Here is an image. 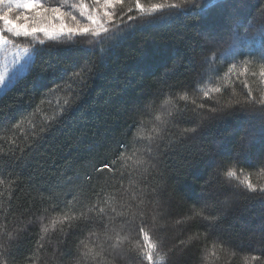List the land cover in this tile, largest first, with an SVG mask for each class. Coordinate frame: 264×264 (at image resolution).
Segmentation results:
<instances>
[{
    "label": "trees",
    "instance_id": "16d2710c",
    "mask_svg": "<svg viewBox=\"0 0 264 264\" xmlns=\"http://www.w3.org/2000/svg\"><path fill=\"white\" fill-rule=\"evenodd\" d=\"M89 1L83 0L84 3ZM149 2L159 0H142L145 4ZM172 2L178 3L179 0ZM220 2L221 0H201L209 13L214 12ZM250 2L257 6L260 4V0ZM179 11L182 10L165 9L156 13L152 26L146 30L125 32V38L118 44L94 46L84 40L74 52H65L55 46L48 47L51 43L48 41L45 45H40L29 38L11 39L18 46L30 50L33 60L25 73L0 96V232L3 231L2 225L7 224L10 228L9 221L14 223L15 220L22 219L21 212L29 209L37 212L43 223L37 230L38 234L32 233L28 243L22 247L26 255L33 257L32 264H53V261L47 259L51 252H42L37 247L41 241H47L53 235L64 236L61 243H68L80 250L81 254L84 250L89 251L90 258L84 264H134L113 251L112 247L123 248L128 245L129 240L131 247H138L142 237L139 240L132 239L127 232L119 229L107 232L95 225L91 232L84 230L79 237L72 236L71 233L80 231L86 218L101 215L100 209H103L106 219L113 220H119L120 213L135 212L136 205L140 203L138 193L141 190L148 191L150 186L166 188L175 199V209L181 214L177 219L184 220L185 227L191 229L184 237L185 240L203 232L193 219V213L188 212L189 206L194 211L199 209L182 199L177 191L179 189L183 192L187 187L188 199L195 200L199 187L196 181L206 178V171H193V163L201 159V149L196 143L183 146L181 155L167 158V173L163 169L155 172L151 168L140 167L137 158L146 159L140 155L144 144L149 142V137L161 133L164 128L168 130V143H176L180 138L178 134L195 127L191 122L176 125L172 118L178 113L198 107L200 103L207 102L209 97H219L222 102L231 101L233 96L242 99L246 85L254 90L264 88V76L259 74L260 67L255 61L254 66L245 72V65L232 60V54L224 52L223 58L209 53L203 83L196 85L197 92L177 90L174 95L169 93L158 100L153 98L150 94L156 87L165 85L159 84L156 76L144 77L136 73L143 61L142 49L167 48L173 52L176 69L168 81L176 85L177 89L191 83L193 74L197 71L191 49L195 47L197 56L207 51L200 47L204 44V39L191 26L190 17L178 14ZM258 11V7L251 8L249 18ZM105 39L111 40L114 36L110 34ZM37 50L40 55H37ZM262 50L264 41L259 37L246 41L243 48L236 49L257 54ZM186 52L188 54L184 58ZM81 57L97 65L96 75L89 82L90 87L85 89L84 95L60 121L53 124L46 138L37 143L35 132L45 127L46 122L54 115L59 116L58 105L63 106L64 101L69 98L65 92L49 93L48 100L35 108L40 100L37 79L42 78L47 83L49 78H54L55 72L62 67H71ZM238 59L242 61L248 57ZM232 63H236L235 68ZM49 64L54 65V69H49ZM253 72L256 73L254 77ZM141 85L143 92L137 93L136 89ZM216 88L220 89L219 93L213 91ZM229 90L231 95L228 94ZM137 94L148 96L142 103L148 108L149 114L140 116L133 127L129 111L131 105L127 101ZM209 106L205 103V107ZM33 109L34 114L27 120L17 119ZM15 122L20 123L19 129L14 127ZM129 132L131 135H128ZM215 135V128L206 133L203 148L205 153L209 151V141ZM113 138L124 141L126 147L121 152L124 159L117 158L114 171L106 172L104 179L97 181L93 178L85 183V173L97 162L96 157L108 153L109 149L113 152L117 149V145L112 143ZM165 150L168 148L165 147ZM215 159L213 156H205L199 161L200 167L210 168ZM162 176L165 178L161 179ZM173 176L177 178L173 179ZM141 180H147L148 183H141ZM252 180L254 183L264 182V176L253 173ZM243 207L242 200L241 208ZM258 215V207L255 210L248 209L250 221L258 219ZM45 216L47 219H44ZM183 235L184 230L176 226L174 239ZM175 242L180 243L178 239ZM52 243L57 242L53 240ZM109 243L112 247H108ZM81 245L85 247L81 248ZM45 248L47 249V244ZM199 249V253H196L197 264L199 261L203 264H257L251 257L260 255L259 252L250 251L233 254L232 250L219 245L213 246L211 242L206 246L199 245ZM144 250H140L141 255ZM54 264L60 262L55 260ZM143 264H164V256L159 250H154L153 261L145 258Z\"/></svg>",
    "mask_w": 264,
    "mask_h": 264
},
{
    "label": "snow or ice",
    "instance_id": "6c2138e0",
    "mask_svg": "<svg viewBox=\"0 0 264 264\" xmlns=\"http://www.w3.org/2000/svg\"><path fill=\"white\" fill-rule=\"evenodd\" d=\"M68 3L69 0H63L62 4L53 6L43 0H0V43H15L14 40H9L8 34H11L13 37H31L40 45H45L48 41L51 42L48 47L55 46L65 52L79 49L84 40L94 46L106 43L115 45L125 38V32L146 30L152 26L156 13L165 9H177L182 10L178 14L190 17L191 26L197 29L198 35L204 39V44L200 47L207 51L197 56L195 47L191 49L197 71L193 74L191 83L177 89L176 85L168 81L176 69L173 52L167 48L142 49L143 61L136 73L144 77L156 76L159 84L165 85L156 87L150 94L153 98L158 100L169 93L174 95L177 90L197 92L196 85L203 83L204 67L209 63V53L217 57H223L224 52L232 54V60L245 65V72L254 66L255 61L260 67L259 74L264 76V50L259 54L236 51L243 48L248 40L259 37L264 41V0H260L259 6L253 5L250 0H221L212 13L205 10L206 6L201 0H179L178 3L159 0L147 4L142 3V0H91V6L79 0L70 7L76 9L83 20L78 19L72 11L64 10L63 5ZM254 7H258L259 11L249 18V10ZM14 12L17 14L13 15ZM69 19L71 23H66ZM29 21L32 22L31 26ZM110 34L114 39L106 40L105 37ZM187 54L188 52L184 58ZM37 55H40L39 50ZM245 56L248 59H238ZM232 67L235 68L236 63H232ZM48 68L54 69V65L49 64ZM96 72L97 65L81 57L75 60L71 67H62L55 72L54 78H49L47 83L42 78L37 79L36 87L40 100L35 104V108H39L48 100L49 93L65 92L69 95L63 106L58 105L59 116L54 115L38 132L34 129L37 143L46 138L53 124L59 122L84 95ZM255 75L253 72L252 76ZM6 76L7 72L0 74V88L7 87ZM213 91L219 93L220 89ZM136 92L142 93L143 86L137 88ZM228 94L231 95L230 90ZM146 99L147 95L139 94L128 98L133 127L140 116L149 114L148 108L142 103ZM205 103L210 106L205 107ZM205 103L194 106L192 110L180 112L172 118L176 125L190 122L195 125L190 130L185 129L182 134H178L180 138L176 143H168V130L164 128L161 133L149 137V142L144 144L140 155L146 159L137 158L140 167H148L155 172L163 169L167 173V158L181 155L183 146L196 143L201 149V159L193 163V171H206V178L196 181L199 187L195 200L188 199L187 187L183 192L179 189L177 191L182 199L199 209L194 211L189 206L188 212L193 213V219L203 229L202 233L185 240L184 237L191 229L185 227L184 220L177 219L181 214L175 209V199L166 188L150 186L148 191L141 190L138 193L137 199L140 203L136 205L135 212L120 213V219L113 220L106 219V214L100 209L101 215L86 218L80 231H74L71 235L79 237L84 230L91 232L95 225L107 232H115L116 229L127 232L132 239L139 240L142 237L138 247H131V240L123 248L112 247L111 243L108 245L134 264H143L145 258L153 261L154 250L163 254L164 264H197L196 253L200 251L199 245L206 246L209 242L213 246L219 245L232 250L233 254L245 251L259 252V256L251 258L257 264H264V182L254 183L252 180L253 173L264 176V88L254 90L246 85L242 99L233 96L231 101L222 102L219 97H209ZM33 114L34 109L17 119L27 120ZM14 127L19 129L20 123L15 122ZM212 128L216 129V135L209 141L211 147L205 153L204 137ZM128 135H131V132ZM112 143L117 145V149L114 152L109 149L108 153L96 157L97 162L85 173V183L93 178L97 181L104 179L106 172L114 171L117 158L124 159L121 156L126 147L124 141L113 138ZM165 147L168 150H165ZM205 156L216 158L215 163L208 169L201 168L199 164ZM141 183L148 181L141 180ZM127 195L131 196V193ZM256 207L259 208L258 219L250 221L248 209L255 210ZM20 215L22 219L15 220L14 223L9 221L10 228L7 224L2 225L0 264H32L33 257L26 255L22 247L28 243L32 233L38 234L37 230L43 220L31 209L21 212ZM176 226L184 230V235L174 239ZM64 239V236L53 235L47 241H41L37 247L42 252H51L47 259L53 261V264L55 260L60 264H84L85 260L90 258L89 251L84 250L81 254L80 250L74 249L68 243H61ZM176 239L180 241L179 244L175 242ZM53 240L57 243L53 244ZM72 243L74 245L75 241ZM84 247L81 245V248ZM142 248L145 250L141 255ZM198 264L203 262L199 261Z\"/></svg>",
    "mask_w": 264,
    "mask_h": 264
},
{
    "label": "rangeland",
    "instance_id": "374dc122",
    "mask_svg": "<svg viewBox=\"0 0 264 264\" xmlns=\"http://www.w3.org/2000/svg\"><path fill=\"white\" fill-rule=\"evenodd\" d=\"M44 3L51 5H59L63 3V0H43ZM79 0H69L68 4H64L65 11H72L73 14L77 15L78 19L83 20L84 18L80 16L79 12L76 9L70 7L71 4L78 3ZM91 6V0L87 3ZM17 12H14L13 15H16ZM29 26H31L32 22L29 21ZM66 23H71V20H67ZM0 29H2V25H0ZM9 35V40L13 38L26 40L28 38L24 37H13L11 34ZM41 38L42 34H41ZM30 40H33L29 37ZM33 55L30 50L23 46H18L16 43H0V74H4L7 72L6 80L7 87L0 88V96L28 69L30 64L32 63Z\"/></svg>",
    "mask_w": 264,
    "mask_h": 264
}]
</instances>
